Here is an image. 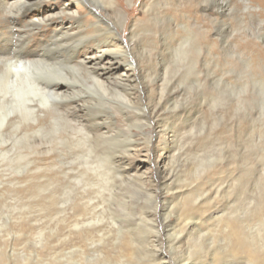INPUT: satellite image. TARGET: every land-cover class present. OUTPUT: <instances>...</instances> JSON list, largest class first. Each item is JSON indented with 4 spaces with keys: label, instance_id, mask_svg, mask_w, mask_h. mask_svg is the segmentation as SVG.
Listing matches in <instances>:
<instances>
[{
    "label": "rangeland",
    "instance_id": "rangeland-1",
    "mask_svg": "<svg viewBox=\"0 0 264 264\" xmlns=\"http://www.w3.org/2000/svg\"><path fill=\"white\" fill-rule=\"evenodd\" d=\"M21 1L40 7L25 23L85 11L73 0ZM113 1L137 42L150 26L160 47L150 53L156 78L136 96L183 121L164 137L159 124L135 129L124 179L76 168L68 185L57 170L4 168L0 264H264V0ZM59 24L36 30V46Z\"/></svg>",
    "mask_w": 264,
    "mask_h": 264
},
{
    "label": "bare ground",
    "instance_id": "bare-ground-1",
    "mask_svg": "<svg viewBox=\"0 0 264 264\" xmlns=\"http://www.w3.org/2000/svg\"><path fill=\"white\" fill-rule=\"evenodd\" d=\"M73 1L85 11L76 15L65 6L40 23H25L22 19L40 7L0 0V182L7 178L3 169L11 167L57 170L64 184L76 168L86 176L103 169L105 175L124 179V169L138 149L135 129L145 136V128L159 124L164 137L183 121V113L172 119L155 116L159 107H150L149 95L146 105L136 96L156 78L150 53L160 47L150 26L141 27L139 43L138 29L124 19L118 1ZM224 5L217 3L221 12ZM55 22L58 27L48 29L37 47L35 31ZM120 30L129 31L127 43ZM169 37L158 36L160 42ZM170 41L166 46H173L174 39ZM81 49L87 52L83 58ZM123 65L136 85L127 81ZM174 96L171 92L163 103Z\"/></svg>",
    "mask_w": 264,
    "mask_h": 264
}]
</instances>
